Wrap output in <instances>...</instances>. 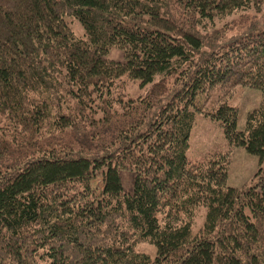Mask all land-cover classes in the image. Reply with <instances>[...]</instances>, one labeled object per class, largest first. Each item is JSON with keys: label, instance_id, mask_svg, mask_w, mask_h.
Masks as SVG:
<instances>
[{"label": "trees", "instance_id": "obj_1", "mask_svg": "<svg viewBox=\"0 0 264 264\" xmlns=\"http://www.w3.org/2000/svg\"><path fill=\"white\" fill-rule=\"evenodd\" d=\"M263 9L0 0V264H264V31L222 42L228 18ZM130 82L144 94L130 96ZM216 87L206 110L198 98ZM239 88L262 93L245 131L226 100ZM198 115L220 124L228 148L192 162ZM235 148L259 159L242 188L228 185Z\"/></svg>", "mask_w": 264, "mask_h": 264}, {"label": "rangeland", "instance_id": "obj_2", "mask_svg": "<svg viewBox=\"0 0 264 264\" xmlns=\"http://www.w3.org/2000/svg\"><path fill=\"white\" fill-rule=\"evenodd\" d=\"M54 2L52 3V5ZM235 16V15H234ZM244 19L247 21L242 22ZM242 20V21H241ZM238 21L239 24H235ZM229 24L232 27L224 37V41L228 42L233 39L241 38L247 34H255L264 31V9L257 13L250 11L243 15H236L228 18ZM69 24L74 30L78 38H84V29L77 20H69ZM110 59L114 61H123V54L120 51L110 53ZM127 92L132 97H137L144 94L141 91L138 83L130 82L127 87ZM222 96V91L219 87L210 90L207 94L198 98V104L204 106L206 110L210 107L218 106V99ZM262 93L259 90L239 88L232 94L226 97L227 103L230 106L239 109L238 130L245 131L247 115L256 110L261 102ZM228 148V144L224 138L222 127L218 122H215L203 115H198L196 124L191 132L190 148L188 150V158L192 162L204 160L208 155L216 151H224ZM259 169V159L246 152L243 148H235L232 152V163L229 171L228 185L233 188H242L247 185ZM133 176L130 173H123L124 186L128 191L133 188ZM102 175L101 170H98L96 177L91 182V195L95 198L102 196ZM203 212V210H201ZM204 217V212H203ZM205 219V218H204ZM199 227H195L194 233H197ZM139 252H147L155 257L156 248L150 244L144 243L138 247Z\"/></svg>", "mask_w": 264, "mask_h": 264}]
</instances>
